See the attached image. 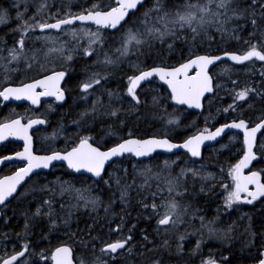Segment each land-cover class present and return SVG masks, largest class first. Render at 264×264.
Instances as JSON below:
<instances>
[{"label":"snow or ice","instance_id":"obj_1","mask_svg":"<svg viewBox=\"0 0 264 264\" xmlns=\"http://www.w3.org/2000/svg\"><path fill=\"white\" fill-rule=\"evenodd\" d=\"M13 7L17 9L16 20L19 23L12 31L18 36L13 37L11 46H8L7 40L0 39V44L3 45L0 53H7L6 56H0V60L7 61L4 65L6 71L8 64L19 65L23 61L25 69L31 70L35 66L43 74L41 78H33L31 82H21L18 87H3L0 89V97L4 100L27 99L34 105L40 103L41 97H54L61 105L64 104L72 95L69 81L75 78L70 75L72 71L70 64L76 56H80L92 58L93 63L85 64L84 78L78 80L79 99L87 101L89 96H94V100L89 108L78 114V119L72 121L77 126V131L70 150H51L50 154L46 155H36L33 152L29 130L34 125L46 124L47 121L44 119L29 118L26 123H22V118H14L0 123V141L8 137H16L24 141L23 151L16 152L14 156L0 158V163L13 159L27 161L25 167L19 168L13 175L0 179V215L5 214L3 210L11 203L10 198L15 199L24 194L18 192V188L25 180L39 177L40 173L36 170L48 169L53 166L54 161H66L69 169L77 173L83 170L90 173L95 180L91 185L77 188L69 181L58 179L56 182L40 183L39 179H36L26 195L40 194V202L34 212L24 214L25 242L21 250L0 256V264H27V261H21L26 253L29 256H36L35 264L41 262L47 264L49 261L51 264H127V258L134 255L142 258L141 264H165L163 253H171L173 237L176 240L175 253L178 255L183 254L184 241L192 234L200 236L191 251L193 256L200 254L201 246L205 242V234L208 240L230 244L235 239L232 235L235 225L229 224L226 228L216 227L221 208H217L215 219L206 220L203 215H197L199 209L192 203L201 195H211L215 188V183L207 182L215 181L216 177L210 172L205 173V165L202 161L192 160L191 163L184 161V166L179 167V171L174 173L173 168L178 166L180 160L179 154L174 153L177 159L164 160L163 167L158 171H153L148 166L137 170L139 165H133L135 175L129 180L128 169L122 166L123 162L120 158L130 154L136 158L155 159L153 154L158 153V150L173 153V150L178 149L186 150L190 158H200L205 141L217 140L225 129H239L243 133L242 157L237 163L230 165L227 171V175L231 177V187L228 184H221L226 192L222 208L224 212H230L234 207L238 210V206L252 205L258 200L264 204V176H262L264 168L251 170L247 175L244 171L250 168L253 161L264 163V110L255 121L238 116L231 123L215 128V131L208 128L199 130L197 134L186 138L183 143H174L167 133L146 139L131 138L129 133V138L121 137L114 146L102 150L103 145L96 137L83 135L81 130L89 132L92 130L89 121H95L97 113L117 117L125 105L128 112H137L142 105L148 104L146 90L156 77L168 86L172 101L177 105H187L189 108L203 109L206 94L215 95L217 89L227 90L232 98V103L225 108L217 109V113L236 112L237 108L243 112L244 104L252 108V101L256 98L264 102V63L261 64V70L258 72L260 77L258 84L251 81L241 85L239 80L232 79L235 66H243L247 70L245 74L251 75L254 74L256 63L264 62V0H116L114 6L101 7L100 4L94 3L90 8L77 14L68 12L61 16L57 13L56 16L49 17V20L54 19V22H49L41 16L49 8L47 0H42L36 6V15L28 18H25L28 10L26 3L24 12L18 10L19 3L14 2ZM132 17L137 19L133 21ZM7 19L8 9H0V24L5 23ZM77 21L91 22L97 28L95 31L83 27L72 28L71 26ZM129 24L133 27H127ZM102 29H113L120 34L118 40L115 34L111 37L112 42L118 44L114 49H110L111 55L109 51H104L108 38L103 34ZM51 30L69 35L74 43L69 45L67 41L61 42L59 35L49 34ZM37 31L41 35L34 37L29 35ZM213 33L219 34L221 38L227 37L240 42L242 50L239 52L225 50L223 55L207 52L199 54L196 49L205 41H213ZM244 33H247L246 37ZM85 38H87L86 46L81 43ZM26 40L54 45L48 48V53L59 54L62 60L60 70L49 69L46 63H41L38 59L41 50L28 48ZM178 41L183 42L188 50V55L184 57L183 49H180L182 62L179 66L159 64L141 67V64L146 62L141 60V57L151 59L154 52L159 54L157 44L166 45L167 51L171 53L177 51ZM130 56H135L138 61H129V66L135 69L134 74L127 77L123 95L104 90L102 95H106L108 100V104L105 105L102 95L96 93L103 87L102 81L108 80L110 73L106 70L121 65ZM225 58L234 64H225L217 76L226 77L232 85L230 89L219 82L214 86L213 75L209 74L210 66L218 65V62L225 63ZM98 66H103L105 71L91 70ZM193 69L195 73L189 75ZM13 71H19V68ZM152 91L156 90L152 89ZM142 96L145 98L142 99ZM114 101L120 103L121 107H114ZM151 104L154 107L160 104L158 93L151 97ZM208 104L209 106L212 104L211 97L208 99ZM101 109L104 110L102 113ZM210 118H214L211 111L209 117L205 118V123ZM168 124H179V120L170 118ZM196 164H199V167H195ZM106 165L112 168V172L106 171ZM220 171L223 173L224 169L221 168ZM34 173L35 177H33ZM137 176L143 178L139 184L136 181ZM189 176L193 181L199 178L201 183L198 189L195 183L188 185ZM151 181L157 182L154 191ZM253 185L254 189L250 188ZM24 187L27 189L26 184ZM133 192L140 197L135 201L141 209L136 217L137 221L141 217L154 219L156 225L155 235L151 239L146 230H141L142 240L139 242V248H137L138 242L134 239L136 224H132L127 229V234L124 229L127 223L126 217H131L128 209L133 207ZM66 193L71 195L74 202L65 204L58 199ZM117 195L122 205L121 213L113 211ZM57 205L63 216L57 211ZM81 207L89 217L83 229L79 228V217L76 215ZM101 208L104 211L103 217L99 216ZM116 215L119 216V223L113 225L111 217ZM185 217L198 219L200 228L195 229L194 233H189L187 230L178 233V227L186 222ZM245 217L248 219V226L245 229L248 239L245 246L249 249L253 248L259 236L260 248L252 259L254 264H264V225L259 231L253 230L251 216L245 214L241 219ZM45 218L50 232L57 228V221H62L68 229L66 232L68 238L74 243L78 242L82 250L90 251L92 259L86 262L82 256L74 258V249L67 243L35 253V247L38 245H33L29 237L33 234L32 229ZM74 219L77 225L76 232L70 229ZM4 222L7 223V219ZM105 228L108 230L109 239L105 240L100 235H93V232H103ZM78 233L82 235L79 241H76ZM113 234L117 238L112 239ZM4 235L7 236V233ZM41 238L47 239L43 232ZM97 244H99V255H96ZM222 260L226 262L227 257H222ZM200 264H219V262L209 256L207 259L201 258Z\"/></svg>","mask_w":264,"mask_h":264},{"label":"trees","instance_id":"obj_2","mask_svg":"<svg viewBox=\"0 0 264 264\" xmlns=\"http://www.w3.org/2000/svg\"><path fill=\"white\" fill-rule=\"evenodd\" d=\"M10 0H0V7L6 4L8 5V2ZM101 3L111 5L109 3H113V0H100ZM12 24V25H11ZM9 25V27H8ZM6 25L5 29L8 30L10 27H17V22L9 23ZM11 28L12 30L14 28ZM107 38L108 42L105 44L104 51H108L112 46L110 44V39L112 35L103 33ZM118 34V33H117ZM6 39L8 45H12V39L10 34L6 32ZM245 37L247 36V33L243 34ZM119 38V35L117 36ZM109 44V45H108ZM209 44L211 46H209ZM82 45L86 46V42L83 41ZM26 46L30 49L34 48L30 43L26 42ZM159 44L156 45V48H159ZM164 46V45H163ZM116 47V46H115ZM1 48V46H0ZM177 51H173L174 53H169L165 46V54L161 52L159 49V54L153 53V58L146 59L145 57H141V60H146L144 64H141L142 68L146 67V63L148 60H157L160 57L163 56H169L171 54V59L176 60L178 63L182 62V53L180 49H183V56L186 57L188 55L187 46L183 44V42L178 41L176 45ZM235 51L239 52L242 50V45L240 42H237L235 40L228 39L227 37L219 39L218 36L211 42L205 41L200 47L196 49L199 54H205L211 53V54H221L224 51ZM133 56L130 60H134ZM103 57L101 56V59ZM136 58V57H135ZM175 58V59H174ZM134 62H138L137 60ZM92 64L93 60L92 58H86V57H80L77 56L70 64V68L72 71L70 72V75L74 76L75 78L69 81V85L73 86L75 89V93L80 96L79 90L77 88V83L79 79L84 78V66L85 64ZM150 63V62H149ZM264 62H257L254 69V74L246 75V72H242L241 70H246L243 67H235L234 69L238 70L234 72L232 79L239 80L240 84L243 85L246 82L255 81L257 84L260 81V77L258 75V72L261 70V64ZM13 65L9 64L7 67L9 68L8 71H13ZM150 65H152L150 63ZM230 65V64H227ZM225 64L217 65L213 71V77L215 79V85L217 82L220 84L226 85L227 88H231L232 85L228 82L227 78L224 76H217V73L221 71V68H223ZM55 67H61V65H57ZM121 64L118 68H109L106 71L110 73L107 82L102 81L103 87L99 88V91H97V94L102 95L104 90H111L113 92H118L120 90H125V84L127 83V77L129 75L134 74L135 69L132 67H129ZM91 70H99V71H105L102 66H98L96 68H93ZM108 87V88H107ZM110 87V88H109ZM73 89V88H72ZM103 89V90H102ZM120 89V90H119ZM102 91V92H101ZM124 93V92H123ZM122 94V93H120ZM157 94L156 91H146V98L148 99V104L142 105L139 110L135 113H130L127 110V106L122 109V113H124L123 117H120L118 119L110 118L108 115L105 116H99L96 117L95 121H89V125L91 127V131H84L81 130V133L83 135H92L96 137L97 140L101 142L103 145V148L113 146L115 142H117L121 137L127 138L129 137V133H131V136L143 138L147 136H153V135H159L161 133H167L169 137L173 140V142H180L181 140L197 133L199 130H203L204 128H208L212 130L216 126L227 123L230 120L236 119L238 116H242V118L251 119L253 121L256 120L258 116L262 114V110H264V102H262L259 98H256L252 101L253 107L248 108L246 104L243 106V112H241L240 108H237L236 112L229 111L228 113H217V109H222L227 107L229 104L232 103V98L230 97L229 93L225 89H217L216 94L212 95V104L209 106L207 97L204 105V110L200 114L193 113V116L185 111L184 109L174 108L171 101L167 100L164 103L160 102L158 106H153L151 104V97L153 95ZM73 95L74 92H73ZM105 95H102V99L105 105H107L108 101L106 102L104 99ZM145 98L142 96V99ZM91 104V103H90ZM113 106H117V108H120L121 105L118 104L115 101L113 102ZM90 107V105H88ZM76 113L68 119V125L65 129L67 131L66 135L64 136L65 139H67L66 144L74 143L75 142V133L77 131V126L72 123L74 119L79 118V113L82 111L80 109L75 110ZM101 111H104L101 109ZM209 111H211V115L214 118L208 119V122L205 123V118L209 117ZM171 116V117H169ZM110 118V119H109ZM172 119H178L179 124H168V120ZM115 122H117L115 124ZM111 133V134H109ZM235 138V139H233ZM233 138L224 140V143H227L228 147H220L217 146V149L214 148L213 153H203L204 155L200 159L206 168V172H212V174L216 177L215 181H208V184L215 183V188L212 192H221L216 197L214 195H201L199 196L195 201H197V207L199 209L198 216L203 215L206 219V216L208 215V212H216L217 208H221V214L220 216L224 219V223L228 226L229 224H234L235 229L232 235L235 237L233 240L234 243L237 244H230L229 246H223L220 241L215 242L213 240L209 241V244L211 242L214 243L212 247L208 245H202L201 246V252L198 254V260L194 262L193 264H200L201 258L207 259L209 256L213 257L215 260H217L219 263L223 264H249L254 262L252 257L257 254V249L260 248L259 244V236H257V243L256 245L249 249L245 246L246 241L248 239V233L245 231V229L248 226V219L245 217L244 221H240L239 212H242L243 209L244 214H247L248 216H251L252 218V228L253 230L259 231L261 230V226L264 225V204L261 203V201H256L252 205L243 204L238 206V210L234 207V210L230 212H224L222 205L223 203L220 201L224 197V189L221 187V184H227L229 187H231V178H226L227 171L229 169L230 165H234L238 162V159L242 157V143L241 138H239L236 135H233ZM231 141V142H230ZM233 145L236 149V154H234V151L231 152V146ZM173 156H168L166 159L172 160ZM130 160V161H129ZM122 166L124 168L128 169L129 180H131V177L135 175L134 169H133V159L131 158H124L121 160ZM157 161L151 165L152 169L157 168ZM143 165L142 163H139V168L142 169ZM223 168L224 172L222 173L220 169ZM261 168H264V163H255L254 170H259ZM137 169V170H138ZM110 172H112V168H109ZM157 171V170H156ZM109 172V173H110ZM264 176V173H262ZM72 178H69V177ZM66 178H44L47 179V181H54L56 182L59 180H66L71 182L73 185H79V183L82 182H89L90 179L78 175H74L70 173L69 175H65ZM68 177V178H67ZM39 179V178H36ZM36 179L33 181L36 182ZM43 179V178H40ZM39 179V181H40ZM107 179V176L105 177ZM137 184L141 183L143 181L142 177H136ZM156 181H151L152 184V190H155ZM193 183L196 184L197 189L200 186L201 181L199 178H197ZM103 187V186H102ZM140 197L133 199V207L137 209L136 212H134V218L136 221V224L142 223V217L137 221L136 217L140 214L141 209L138 205H136L135 201L136 199H139ZM59 200L65 202L67 204L72 197L66 193L63 197H58ZM40 202V194H35L33 196L26 195L23 196L20 199L17 200V203L14 202L12 206V216L15 217V220H11V223L14 225L13 228H6L7 224L5 225L4 222L0 221V249L2 250V247L4 245V252L0 251V254H7L6 248V241L8 239L16 238V239H22L23 237V228H24V222H25V213H31L35 211V208L38 206ZM212 202V210H209L208 207L210 206L208 203ZM242 208V209H241ZM57 211L60 212V215L63 216V212L59 210V207L57 205ZM80 212V211H79ZM79 212L76 214L77 217H79ZM227 218V219H225ZM80 219V218H79ZM81 220V219H80ZM79 220V224L80 221ZM207 220V219H206ZM2 222V223H1ZM61 221H57V228L55 230L49 231V225L47 218L40 221L33 229H32V235L29 237V239L38 240L37 242L40 245H42L41 242H48L47 245H49V249H53L54 247L58 246L60 241L64 239L66 236V232L68 231L65 226H63ZM199 223V220H197ZM200 226V223H199ZM226 226V227H227ZM225 227V228H226ZM80 229H83L79 225ZM71 231L76 232L77 231V225L76 220H73V223L70 226ZM41 232H43V235L47 237V239L41 238ZM7 233V236L4 234ZM96 233V234H95ZM93 233L94 235H98L99 232ZM20 234V235H18ZM82 233H78L76 240L80 239ZM241 235H243V238H241ZM68 237V236H67ZM241 238V239H240ZM69 241H73L72 239H69ZM54 241V242H53ZM25 242V240H24ZM53 243V244H52ZM217 243V244H216ZM33 244V243H32ZM34 245V244H33ZM222 257H227V261H223ZM195 259V258H194ZM193 259V261H194Z\"/></svg>","mask_w":264,"mask_h":264},{"label":"flooded vegetation","instance_id":"obj_3","mask_svg":"<svg viewBox=\"0 0 264 264\" xmlns=\"http://www.w3.org/2000/svg\"><path fill=\"white\" fill-rule=\"evenodd\" d=\"M47 1H48L47 3H49V4L52 1H54V2L49 5L47 12H44L41 14L42 18L45 20H49V17L56 16L57 13H59L61 16L64 15L65 13H68V12H71L73 14L80 13L84 9L90 8L92 6V4H94V3L100 4L101 7L109 6L107 4L101 3L100 0H47ZM14 2L20 4V7L18 9L20 12H24L23 8L25 6V3L27 4L28 10L25 13V18H26V17L36 15V6L40 2H42V0H10L8 2L7 6L5 4L2 7H0V9H8V20H9V22H11V20H13V21L17 22V25H18L19 21L16 20L17 9L15 7H13ZM115 2H116V0H113V3H109V4L114 6ZM38 18H40V17H38ZM132 19H133V21H135L137 19V17H132ZM49 22H54V19L49 20ZM85 26L86 25H79L78 24V25H74L71 27L72 28H75V27L76 28H79V27L82 28ZM5 27H6V22L3 24L2 28H0V39H6V37H7ZM127 27H133V25L129 24V25H127ZM102 32L106 33V34H110L112 36H113V34H115L116 37L118 35H120L119 33L117 34L116 32H109L108 30H105ZM10 34H11V37L18 36V34L15 32H12ZM49 34L54 35V36L59 35L61 42H63V40H66L68 37V36L66 37V35L64 33H57L54 30H51L49 32ZM34 35L39 36V35H41V33L39 31H37ZM37 43L40 44V48H42L44 46L43 43L41 44L40 41H38ZM0 46H1V48H3L2 44H0ZM172 53H174V52H171V54ZM163 54H165V50H164ZM171 54L169 56L160 57L157 60H152V61L148 60L146 63V67L159 65V64H164V65H168V66H178L179 63L176 60L171 59ZM1 55H2V53H0V56ZM42 56L44 57L43 54H42ZM52 56L59 57V54H57V55L56 54L45 55V57H52ZM149 62L152 65H150ZM5 64L6 63L4 62V60H0V89H2L3 87H6V86L18 87V86H20L21 82H31V80L33 78H41V76L43 74V72L41 70H38L35 66L31 70L25 69L24 63H20L19 65H17V64L13 65V68L15 69L18 67L19 71H6L5 67H4ZM47 67L49 69L60 70V67H54L52 65H47ZM191 74H193V71L191 72ZM126 84H125V86H126ZM69 86L71 87V89L73 88L72 89V95L62 105L60 104V102H57L54 97H50V98L41 97L40 103L38 105L32 104L31 101L27 100V99H25V100L21 99V101L17 102L14 100L6 101L2 97H0V123L5 122L6 119H14V118H22V123H26L29 118H31V119H44L47 121L46 124L34 125L33 127H35V126H37V127L30 130V132H29V134L32 136L33 152L36 155H46V154H50L51 150L63 151V148H66V150H68L70 145L71 144L73 145V143L66 144L65 143L66 140H62L61 143L60 142L58 143L57 138H60L62 135V139H63L64 136L66 135L67 132L65 131V129L68 125V119L76 113L75 110L80 109L83 112L86 108H89L88 105H90V103L93 102V100H94V96H89L87 101L79 99V95L75 93L74 87L71 85H69ZM152 89L158 90V94L160 96V102L164 103L167 100L172 102V100L170 99V91L158 79H153L152 85H149L148 89L146 91H152ZM37 91H41V89H37ZM124 91L120 90L119 92L122 93L121 95H123ZM73 92L75 95H73ZM97 95H100V94H97ZM73 98H75V103H73ZM49 106H51V107H49ZM115 107L117 108V106H115ZM173 107L179 108V109H184L185 111L190 113L192 116H193V113H195L193 111H190L186 108L176 106L174 104H173ZM102 112L103 111H101V113ZM99 115H102V114L97 113L96 116H99ZM104 116L107 117L108 115H104ZM119 116L123 117L124 113L120 112L117 117L110 116V118H113L115 120V119H118ZM54 133L56 134L55 135L56 137L53 135ZM233 135H235V134H233V133L228 134L224 140H227V138L228 139L233 138ZM238 137L243 140L242 135H238ZM185 139H183L181 141H184ZM242 140H241V143H242ZM223 144L226 145V143L220 142L213 148L207 147L203 151V153H210L211 154L215 151L214 148L217 149V146L223 145ZM229 146H231V152L234 151L233 155H235L237 153L235 147L231 144ZM23 147H24V141L23 140L18 139L16 137H8V139H6L4 141H0V158H3L4 156H14L16 152L23 151ZM178 154H179L180 160L178 161V166H174L177 168V169L175 168L174 173L179 171V167L184 166V161H188L189 163H191V161L193 160V158H190V156L188 154H185L182 152H180ZM154 156L156 157L155 159L151 158L149 160H146V161H144V164L148 165L150 167L153 163H155L157 161V165H156L157 168L153 169V171H156V170L158 171L160 168L163 167V161L166 160L167 155H165L163 153H157ZM169 156H173L172 160L177 159V156L175 154L169 155ZM26 164H27V161H24V160L18 161V160L14 159L12 161H6V163H4L3 165L0 166V179H2L4 176L13 175L19 168L25 167ZM252 168H254V165L252 166ZM252 168L249 171H251ZM106 171L110 172V170H106ZM39 173H40V176L36 177V178H66L65 175L70 174V172L64 167V165H53L48 170H41V171H39ZM33 177H35V173L33 174ZM226 178H231V177H229L227 175ZM33 180H34L33 178H29L24 182V184L20 187V189L18 191V192H22L24 194L17 196L15 199L11 198L10 199L11 203L9 204V206L3 210L5 214L0 215V221L4 222L6 219L8 221L7 223L4 222L5 225L7 224V226H5V229L9 228V227L14 229V225L11 223V220H13V221L15 220V217L12 216V210L15 207L12 206V204L14 202L17 203L18 199L21 200V198L23 196L24 197L26 196L27 191L29 189H31L32 185L35 183V181H33ZM228 183H230V182L228 181ZM25 184L27 185V189L24 187ZM192 184H193V179L191 178V176H189L188 177V185L191 186ZM219 193L221 194V192H212V195H214L216 197L217 195H219ZM222 193H224L226 195L225 191ZM93 194L95 195L96 193L94 192ZM165 195H166V193H165ZM225 195H224V197H225ZM132 196H133V199L137 198L135 192L132 193ZM224 197L222 200H220L222 203H224ZM106 199H107V196L105 195V200ZM192 203L196 208H198L197 207V201H192ZM208 204L210 205L208 207V209L212 210V208H213L211 205L212 202H210ZM121 208H122V205L120 204L119 198L117 195V197L115 199V203L113 204L114 213H121ZM128 211L131 213V217H126L127 223L124 225L125 234H127V229L130 228L132 224H136V221L134 218V212H136L137 209H135V207H131L128 209ZM241 211L242 212H239L238 215H239L240 221H244L245 218L241 219V217L244 216L245 214H244L243 209ZM84 214H85V210L83 209V207H81L80 212H79V218L81 219L80 220L81 222L79 225L83 228L85 227V221H88V219H89V217L87 215H84ZM99 214H100L99 215L100 217L104 216V211L102 208L99 210ZM145 215H147L146 212H145ZM197 215H198V213H197ZM207 216H210L213 219H215L217 217V213L216 212H208ZM225 219H227V218H225ZM111 220H112L113 225H115V224L119 223V216H117V215L113 216V217H111ZM197 220L198 219L192 220L191 217H185L186 222L178 227V229H177L178 233H183L185 230H187L189 233H194L195 229L200 228ZM155 226L156 225H155L154 219H144L143 217H142V223L136 224L134 239L138 242L137 248H139V242L142 240L141 230H146L147 233L150 234V239H151L155 235V233H154ZM226 226L227 225L224 223V219L222 221H220V223H218V222L216 223V227H218V228H225ZM93 233H95V232H93ZM107 233H108V230H107V228H105L103 230V232H99L98 235H100L103 239L107 240L110 238L109 236H107ZM111 238L115 239L117 237L115 234H113ZM241 238H243V235H241ZM199 239H200V236L198 234L189 235L186 238V240L184 241L183 254L178 255L175 253L176 240H175V237H173L172 238V251H171V253H164L163 254V260H164L165 264H193L194 262H196L198 260V255H195V256L191 255V251H192V249L195 248L196 243ZM204 239H205V242H204L205 245H208L210 247H212L214 245L213 242H211L209 244L210 240L207 239L206 234H205ZM76 241H79V239ZM37 242H39V241L38 240L32 241V243L34 245H38L37 247H35V253H39L41 251L49 250V245H47V242H41L42 245H40V246ZM216 242H218V241H216ZM23 243H24V240H22V239H16V238L8 239L6 241V247H5L6 248L5 250H7V254H11L14 250H16V251L21 250ZM63 243H67L73 247L74 258H78V257L82 256V257H84L86 262H88L92 259V254L90 251L82 250V248L78 242L74 243L73 241H69L67 235L64 237L63 240H61V242L59 243L58 246H60ZM204 243L202 245H204ZM231 243L237 244V243H234L233 241H231L230 244ZM221 244H223V246H229L230 245L229 243H223V242H221ZM1 247H2V250L0 249V251L4 252V249H3L4 245ZM4 255L5 254H3V253L0 254V256H4ZM96 255H99V244H97ZM193 259H194V261H193ZM141 260H142V258L139 255H134L132 257L127 258V264H141ZM21 261H27V264H35L36 256L35 255L29 256L26 253L25 256L21 258ZM41 264H45V262H41ZM47 264H51V262L49 261V262H47ZM220 264H223V263H220Z\"/></svg>","mask_w":264,"mask_h":264},{"label":"rangeland","instance_id":"obj_4","mask_svg":"<svg viewBox=\"0 0 264 264\" xmlns=\"http://www.w3.org/2000/svg\"><path fill=\"white\" fill-rule=\"evenodd\" d=\"M48 2V1H47ZM54 1H52L50 4H52ZM49 3H48V5H50ZM23 10L25 11V6H24V8H23ZM48 11V9H46L45 10V12H47ZM27 16V15H26ZM49 16V15H48ZM26 18H28V17H26ZM15 21H13V20H11V23H14ZM10 22H9V20L7 19V21H6V24L8 25ZM4 24V23H3ZM3 24H0V28H2V26H3ZM76 28V27H75ZM79 28H81V27H79ZM79 28H77V29H79ZM83 28H90L89 26H85V27H83ZM92 31H95L96 29H93V28H90ZM6 30V29H5ZM13 31H12V29H11V27L9 28V30H8V34H10V33H12ZM214 34V39L218 36V38L219 39H221V36L219 35V34H217V33H213ZM11 35V34H10ZM30 36H36V35H34V34H32V33H30L29 34ZM38 36V35H37ZM68 36V37H67ZM66 37H67V39L66 40H63V42H65V41H67L68 43H69V45H71V44H73L74 42L71 40V37L69 36V35H66ZM117 38V37H116ZM86 39V38H85ZM84 39V40H85ZM84 40H82V41H84ZM117 40H118V38H117ZM82 41H81V43H82ZM26 42H28V43H30L33 47H34V49H40L41 51L39 52V54H38V59L41 61V63H46L47 65H52V66H57V65H61V63H62V60L59 58V57H56V56H52V57H45V55H50V54H58V53H56V52H52V53H48V48H50V47H54V45H52V44H47V45H45L42 41H40L41 42V44L43 43V47L42 48H40V44L39 43H37L38 41H35L34 42V40H26ZM85 42L87 43V40H85ZM110 44H111V48L110 49H114L115 48V46H118V44H114L113 42H112V39H110ZM8 46H11V44L10 45H8ZM166 45H164V46H159V50H161V52H164V50H165V47ZM110 49L108 50L109 51V54L111 55V51H110ZM155 53V52H154ZM42 54L44 55V57L42 56ZM7 55V53L6 52H2V55L1 56H6ZM77 57V56H76ZM133 56H130L129 58H128V60H126L125 62H123L122 64L123 65H125V66H127L128 67V69H130L129 67V61H132V62H134V61H136V58L134 57V60H130L131 58H132ZM6 64H7V61H4ZM21 63H23V61L21 62ZM12 64H14V63H12ZM9 65V64H8ZM119 66H121V65H119ZM119 66H117V67H115V68H118ZM102 68H103V66H102ZM9 70V68L7 67V71ZM236 71H238V70H236V69H234V72H236ZM242 72H246L247 70H241ZM104 93V92H103ZM156 93H158V90L156 89ZM97 94V93H96ZM105 97V101L107 102L108 100H107V97L106 96H104ZM118 104H120V103H118ZM99 116H104V115H99ZM99 116H96L97 118L99 117ZM169 117H171V116H169ZM96 122V121H95ZM135 165H137V164H135ZM145 166H148V165H145ZM149 167V166H148ZM196 167H199V166H196ZM139 170V169H138ZM204 171L206 172V168L204 169ZM173 172H174V168H173ZM210 173H212V172H210ZM40 179V178H39ZM61 181V180H60ZM63 181V180H62ZM64 181H66V180H64ZM48 182H50V181H47V179H40V183H48ZM52 182H54V181H52ZM92 183L91 182H82V183H79V185H75V187H77V188H79V187H84V186H87V185H91ZM51 186V185H50ZM70 195V194H69ZM71 196V195H70ZM71 202H74L72 199H70L69 200V202L68 203H71ZM206 219L207 220H212L213 218L212 217H210V216H206ZM223 220V218L222 217H220L219 218V220L217 221L218 223H220V221H222ZM199 224V223H198ZM64 226V225H63ZM200 227V226H199ZM199 235V234H198Z\"/></svg>","mask_w":264,"mask_h":264},{"label":"water","instance_id":"obj_5","mask_svg":"<svg viewBox=\"0 0 264 264\" xmlns=\"http://www.w3.org/2000/svg\"><path fill=\"white\" fill-rule=\"evenodd\" d=\"M77 22H80V21H77ZM81 23V22H80ZM82 24H91V25H94V24H92L91 22H86V23H82ZM96 26V25H95ZM97 27V26H96ZM111 31H114L113 29H110ZM220 55H223V54H220ZM225 61H228L227 60V58H225ZM228 62H230V63H232V64H234V62H231V61H228ZM218 63H220V62H218ZM215 65H213V66H210V68H209V74H210V70H211V68L212 67H214ZM193 71H195L194 69H193ZM211 75V74H210ZM156 78H158V77H156ZM162 82V81H161ZM163 83V82H162ZM214 83V82H213ZM164 84V83H163ZM164 85H166V84H164ZM167 86V85H166ZM168 87V86H167ZM169 89V88H168ZM170 90V89H169ZM210 95H212V94H206V96H205V98L207 97V96H210ZM3 98V97H2ZM47 98H50V97H47ZM205 98H204V100H205ZM11 100H14V101H17V102H19V101H21V100H16V99H9V100H6V101H11ZM23 100H25V99H23ZM204 102V101H203ZM176 104V103H175ZM177 105V104H176ZM179 106H181V107H186L187 109H189V110H192V111H194V112H202V110L203 109H195V108H189L187 105H179ZM231 123V122H230ZM222 125H220L219 127H221ZM37 126H35V127H32L30 130H32V129H34V128H36ZM30 130H29V132H30ZM213 131H215V130H213ZM231 132H235V133H239V134H241V135H243V133H242V131L241 130H239V129H225V132L220 136V137H218L217 138V140H215V141H205L204 142V144L202 145V148H201V153L203 152V150L207 147V146H213V145H215L218 141H220L221 139H223V137L225 136V135H227L228 133H231ZM259 134H258V138H259ZM150 138V137H149ZM183 143V142H182ZM158 152H162V153H164V154H173V153H178V152H184V153H186V150H184V149H178V150H173V153H168V152H163L162 150H158ZM155 154V153H154ZM153 154V155H154ZM125 155H130V154H125ZM122 158V157H121ZM136 158V157H135ZM148 158H150V157H141V158H137V159H139V160H142V159H148ZM195 159H197V158H195ZM14 160V159H13ZM15 160H18V161H22V160H20V159H15ZM10 161H12V160H10ZM255 161H253V163H254ZM4 163H6V161H4L3 163H0V166L1 165H3ZM252 163V164H253ZM54 164H63V165H66L67 166V162L66 161H54L53 162V165ZM107 166V165H106ZM252 166V165H251ZM251 166H250V168H251ZM249 168V169H250ZM49 169V168H48ZM48 169H38V170H36L37 172H39L40 170H48ZM249 169H245L244 171H245V175H247L248 173H246ZM72 170V169H71ZM74 171V170H73ZM77 173V172H76ZM78 174H81V175H88V176H91V174L90 173H87V172H83V170H82V172L81 173H78ZM94 178V177H93ZM95 179V178H94ZM27 180V179H26ZM25 180V181H26ZM23 185V184H22ZM21 185V186H22ZM20 186V187H21ZM250 188H253L254 189V185L253 186H250ZM20 188H18V190H19ZM11 199V198H10Z\"/></svg>","mask_w":264,"mask_h":264},{"label":"bare ground","instance_id":"obj_6","mask_svg":"<svg viewBox=\"0 0 264 264\" xmlns=\"http://www.w3.org/2000/svg\"><path fill=\"white\" fill-rule=\"evenodd\" d=\"M12 9H13V8H12ZM10 23H11V22H10ZM78 24L81 25L80 22H76V24H74V25H78ZM6 25H7V24H6ZM11 25H12V24H11ZM74 25H72V26H74ZM8 27H9V25H8ZM8 27H7V28H8ZM12 27H13V26H12ZM12 27H11V28H12ZM7 28H6V29H7ZM13 28H14V27H13ZM14 29H15V28H14ZM8 30H9V29H8ZM8 30H6V32H8ZM108 45H109V44H108ZM222 53H223V52H222ZM220 64H230V65H232V63H230V62H228V61H225V63H218V65H220ZM216 66H217V65H216ZM107 88H108V87H107ZM109 88H110V87H109ZM102 90H103V89H102ZM101 92H102V91H101ZM212 95H213V94H212ZM105 96H106V95H105ZM107 103H108V102H107ZM116 123H117V122H115V124H116ZM102 209H103V208H102ZM77 213H78V212H77ZM100 214H101V213H100ZM100 214H99V215H100ZM84 215H85V214H84ZM117 216H118V215H117ZM80 217H81V216H80ZM102 217H103V216H102ZM82 218H83V217H82ZM126 219H127V218H126ZM79 220H80V219H79ZM141 220H142V219H141ZM61 222H62V221H61ZM61 222H60V223H61ZM62 224H63V223H62ZM67 230H68V229H67ZM71 230H72V229H71ZM52 232H53V231H52ZM107 236H108V234H107ZM65 239H66V238H65ZM48 242H49V241H48ZM48 242H47V243H48ZM53 242H54V241H53ZM60 242H61V241H60ZM52 244H53V243H52ZM163 254H164V253H163ZM128 263H129V262H128Z\"/></svg>","mask_w":264,"mask_h":264}]
</instances>
